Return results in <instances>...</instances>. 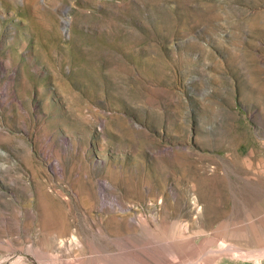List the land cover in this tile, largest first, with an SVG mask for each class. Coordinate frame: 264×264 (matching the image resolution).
I'll list each match as a JSON object with an SVG mask.
<instances>
[{
	"label": "rangeland",
	"instance_id": "374dc122",
	"mask_svg": "<svg viewBox=\"0 0 264 264\" xmlns=\"http://www.w3.org/2000/svg\"><path fill=\"white\" fill-rule=\"evenodd\" d=\"M0 264H264V0H0Z\"/></svg>",
	"mask_w": 264,
	"mask_h": 264
}]
</instances>
